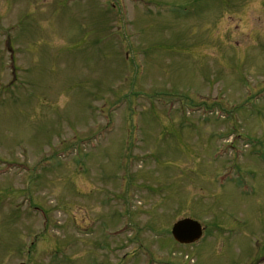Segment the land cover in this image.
I'll use <instances>...</instances> for the list:
<instances>
[{"label": "rangeland", "instance_id": "obj_1", "mask_svg": "<svg viewBox=\"0 0 264 264\" xmlns=\"http://www.w3.org/2000/svg\"><path fill=\"white\" fill-rule=\"evenodd\" d=\"M0 264H264V0H0Z\"/></svg>", "mask_w": 264, "mask_h": 264}, {"label": "water", "instance_id": "obj_2", "mask_svg": "<svg viewBox=\"0 0 264 264\" xmlns=\"http://www.w3.org/2000/svg\"><path fill=\"white\" fill-rule=\"evenodd\" d=\"M171 235L179 244H191L200 238L201 229L196 222L185 219L172 227Z\"/></svg>", "mask_w": 264, "mask_h": 264}]
</instances>
